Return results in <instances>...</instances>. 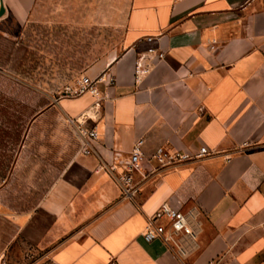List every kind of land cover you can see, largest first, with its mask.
<instances>
[{
    "label": "crops",
    "instance_id": "crops-1",
    "mask_svg": "<svg viewBox=\"0 0 264 264\" xmlns=\"http://www.w3.org/2000/svg\"><path fill=\"white\" fill-rule=\"evenodd\" d=\"M45 1L3 0L8 48L26 46ZM86 1L114 9L116 21L101 26L117 29L119 42L101 52L93 43L57 42L54 53L70 79L105 75L99 116L88 122L97 126L100 156L75 154L36 207L8 216L28 248L8 244L0 264H264V0ZM49 46L25 48L22 63L38 64L40 81ZM149 46L165 56H147L137 80V59ZM94 99L62 98L58 106L75 118ZM139 139L144 159L132 174L134 193L124 195L100 165L124 160ZM163 145L211 154L162 168L152 154ZM165 202L198 211L197 244L185 259L142 237Z\"/></svg>",
    "mask_w": 264,
    "mask_h": 264
},
{
    "label": "rangeland",
    "instance_id": "rangeland-1",
    "mask_svg": "<svg viewBox=\"0 0 264 264\" xmlns=\"http://www.w3.org/2000/svg\"><path fill=\"white\" fill-rule=\"evenodd\" d=\"M37 20L35 28L27 30V47L20 44L8 48L6 40L0 38V253L10 243L11 250L28 248L17 237L8 216L36 207L47 187L79 150L70 122L73 117L62 114L58 106L62 98L75 99L65 90H74L77 79H70V66L59 73L61 64L57 61L61 59H57L54 46L63 41L86 42L99 45L101 52L120 40L117 29L101 26L104 21H116L114 9L103 2L46 0ZM45 45H50V53L47 63L41 65L46 75L40 81L39 65H23L22 61L25 48L27 52L29 47L34 48L31 52L36 53L40 52L39 46L42 49ZM82 75L87 74L81 72L75 77Z\"/></svg>",
    "mask_w": 264,
    "mask_h": 264
},
{
    "label": "built area",
    "instance_id": "built-area-1",
    "mask_svg": "<svg viewBox=\"0 0 264 264\" xmlns=\"http://www.w3.org/2000/svg\"><path fill=\"white\" fill-rule=\"evenodd\" d=\"M3 6V0H0V10ZM154 37L146 38L147 43L154 42ZM147 56H156L164 58L165 53L158 50L154 46H149L145 53L139 56L136 62V79H140L143 69L144 60ZM105 75L93 80L88 75H82L77 80V86L74 90L67 88L66 94L79 97L85 94H91L95 99L92 105L81 113L80 117L71 118V126L73 134L79 142V150L77 154L84 156L96 155L100 156L95 142L98 139L97 126L90 125L88 122L99 116V110L102 107V98L99 94L97 84L105 83ZM112 79H109L111 82ZM144 140L139 139L132 147L131 152L123 160L121 157H114L111 163L101 162L100 169H105L118 181L124 195H132L134 193L133 172L138 170L144 159ZM206 147L200 148L197 153L174 152L167 146H158L152 158L156 160L160 167H172L181 163L199 160L210 155ZM121 168V169H120ZM200 219L198 211L195 207L188 210H182L172 206L169 202L163 203L157 212L148 218V222L142 237L146 242L156 240L165 243L180 259L187 258L194 250L197 244L200 232ZM205 264H221V260H213Z\"/></svg>",
    "mask_w": 264,
    "mask_h": 264
},
{
    "label": "trees",
    "instance_id": "trees-1",
    "mask_svg": "<svg viewBox=\"0 0 264 264\" xmlns=\"http://www.w3.org/2000/svg\"><path fill=\"white\" fill-rule=\"evenodd\" d=\"M44 103H45V101H44ZM44 103H43V104H44ZM60 173H61V172H60ZM60 173H59V174H60ZM57 177H58V175H57ZM57 177H56V178H57ZM56 178H55V179H56ZM55 179L52 181V183L55 181ZM52 183L47 187V189L44 191L43 195L48 191V189L50 188V186L52 185ZM43 195H42V197H43ZM42 197H41V198H42ZM41 198H40V199H41Z\"/></svg>",
    "mask_w": 264,
    "mask_h": 264
},
{
    "label": "water",
    "instance_id": "water-1",
    "mask_svg": "<svg viewBox=\"0 0 264 264\" xmlns=\"http://www.w3.org/2000/svg\"><path fill=\"white\" fill-rule=\"evenodd\" d=\"M4 14V8L2 7L0 10V16H2Z\"/></svg>",
    "mask_w": 264,
    "mask_h": 264
}]
</instances>
